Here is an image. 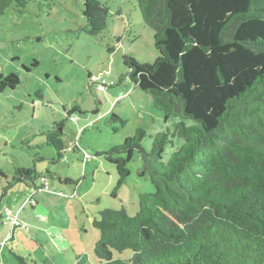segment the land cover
Instances as JSON below:
<instances>
[{"label": "trees", "instance_id": "trees-1", "mask_svg": "<svg viewBox=\"0 0 264 264\" xmlns=\"http://www.w3.org/2000/svg\"><path fill=\"white\" fill-rule=\"evenodd\" d=\"M133 1L158 57L149 64L123 56L127 71L119 82L131 81L150 96L164 123L174 124L155 135L137 129L122 145L96 152L115 166L116 189L126 183L135 154L142 164L138 177L147 176L154 188L139 194L135 215L122 207L93 220L97 264H264V0ZM28 2L0 0V17L11 7L23 13ZM82 13L87 35L107 29L105 4L84 0ZM119 46L115 38L108 51ZM17 86L14 75L0 76V90ZM75 112L81 114L75 108L68 118ZM109 121L125 124L115 114ZM62 129L55 124L45 135L56 152L52 163L65 157ZM174 138L183 145L164 164ZM47 174L19 168L7 187L26 183L36 193L44 189L35 184L41 179L77 184ZM125 251L129 258L115 257ZM75 264L88 263L77 257Z\"/></svg>", "mask_w": 264, "mask_h": 264}, {"label": "rangeland", "instance_id": "rangeland-1", "mask_svg": "<svg viewBox=\"0 0 264 264\" xmlns=\"http://www.w3.org/2000/svg\"><path fill=\"white\" fill-rule=\"evenodd\" d=\"M97 1L109 11L107 29L98 36L83 30L84 0H29L23 13L11 7L0 17V76L18 79L15 90H0V264H16L10 252L27 264H75L77 257L97 264L93 251L99 233L93 220L103 210L122 207L135 215L139 194L154 191L147 176L137 175L142 164L136 154L127 165L126 183L117 189L115 166L95 155L122 145L137 129L155 135L174 124L164 123L150 96L131 81L119 82L127 71L123 56L149 64L158 57L136 2ZM115 38L120 46L109 52ZM75 108L81 114L73 113L72 121L67 112ZM112 114L125 122L123 127L109 121ZM55 124L63 125L67 152L52 163L57 156L46 146L45 135ZM172 142L163 153L164 164L183 145L178 138ZM141 145L151 148L149 140ZM19 168L69 177L77 184L59 185L48 178L47 189L36 193L26 183L7 187ZM130 256V251L115 255Z\"/></svg>", "mask_w": 264, "mask_h": 264}, {"label": "built area", "instance_id": "built-area-1", "mask_svg": "<svg viewBox=\"0 0 264 264\" xmlns=\"http://www.w3.org/2000/svg\"><path fill=\"white\" fill-rule=\"evenodd\" d=\"M104 83H105V82H103V83L101 84L102 88L105 87ZM113 85H114V82H110L109 86H113ZM70 120L73 121L74 118L72 117V118H70ZM68 151L70 152L71 149H68ZM90 160H91V158H90L88 155H85V157H84V162H89ZM40 184H42V185L44 186V189H43V190H46V189H47V181H46L45 179H41V180H40ZM31 191L34 192L33 190H31ZM7 213H8L9 215H11V211H7ZM8 219H11V218L9 217ZM13 224H14V225H17L16 222H13Z\"/></svg>", "mask_w": 264, "mask_h": 264}, {"label": "crops", "instance_id": "crops-1", "mask_svg": "<svg viewBox=\"0 0 264 264\" xmlns=\"http://www.w3.org/2000/svg\"><path fill=\"white\" fill-rule=\"evenodd\" d=\"M74 118V117H73ZM75 119V118H74ZM77 147H75V149H76ZM67 152V151H66ZM70 153H74V149H73V151H71ZM64 159H65V157H64ZM66 179H69V180H71V181H73L72 179H70L69 177H66ZM59 184V183H58Z\"/></svg>", "mask_w": 264, "mask_h": 264}]
</instances>
